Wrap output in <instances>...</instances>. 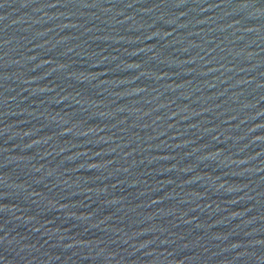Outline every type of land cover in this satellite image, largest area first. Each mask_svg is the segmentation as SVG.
Here are the masks:
<instances>
[{
    "label": "water",
    "instance_id": "1",
    "mask_svg": "<svg viewBox=\"0 0 264 264\" xmlns=\"http://www.w3.org/2000/svg\"><path fill=\"white\" fill-rule=\"evenodd\" d=\"M0 264H264V0H0Z\"/></svg>",
    "mask_w": 264,
    "mask_h": 264
}]
</instances>
